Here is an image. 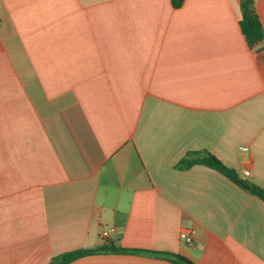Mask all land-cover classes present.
I'll return each instance as SVG.
<instances>
[{
  "label": "crops",
  "instance_id": "1",
  "mask_svg": "<svg viewBox=\"0 0 264 264\" xmlns=\"http://www.w3.org/2000/svg\"><path fill=\"white\" fill-rule=\"evenodd\" d=\"M241 16L240 0H0V264L109 241L128 251L69 264H264V202L177 167L207 151L264 189V40Z\"/></svg>",
  "mask_w": 264,
  "mask_h": 264
},
{
  "label": "trees",
  "instance_id": "2",
  "mask_svg": "<svg viewBox=\"0 0 264 264\" xmlns=\"http://www.w3.org/2000/svg\"><path fill=\"white\" fill-rule=\"evenodd\" d=\"M184 0H172L174 7H179L182 5ZM240 9H241V20L240 27L241 31L248 43L252 48L258 45L264 40V28L262 22L259 18L255 0H240ZM195 165H204L208 168L214 169L217 172L224 175L233 183L237 184L243 189H246L245 186H249V189H246L250 194L256 196L264 202V189L260 186H257L250 181L241 178L235 169L228 167L216 156L207 151H200L190 153L185 157L178 168L189 169ZM127 252L128 250L122 247H117L116 243L113 241L107 242L103 247L96 249H80L71 252L64 253L63 255L52 260L50 264H69L79 258H82L87 255L96 254L98 252ZM171 259L176 264H194L187 258L177 255V254H168Z\"/></svg>",
  "mask_w": 264,
  "mask_h": 264
},
{
  "label": "built area",
  "instance_id": "3",
  "mask_svg": "<svg viewBox=\"0 0 264 264\" xmlns=\"http://www.w3.org/2000/svg\"><path fill=\"white\" fill-rule=\"evenodd\" d=\"M240 151L242 154L248 155L250 152V148L247 146H243L240 148ZM250 175H251L250 170H248V169L243 170V179H247ZM114 232H115L114 228L110 229L109 232L107 233V236L112 235ZM180 239L182 240V242H184L188 245H193L194 244V229H192L190 227L184 228L180 232ZM198 246L202 247L201 245H198Z\"/></svg>",
  "mask_w": 264,
  "mask_h": 264
},
{
  "label": "water",
  "instance_id": "4",
  "mask_svg": "<svg viewBox=\"0 0 264 264\" xmlns=\"http://www.w3.org/2000/svg\"><path fill=\"white\" fill-rule=\"evenodd\" d=\"M246 189H249V186H245Z\"/></svg>",
  "mask_w": 264,
  "mask_h": 264
}]
</instances>
